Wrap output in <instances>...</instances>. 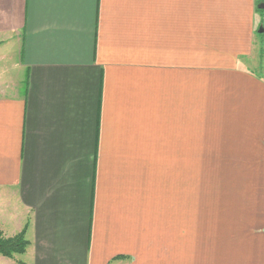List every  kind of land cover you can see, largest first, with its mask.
Returning a JSON list of instances; mask_svg holds the SVG:
<instances>
[{
    "label": "crops",
    "instance_id": "obj_1",
    "mask_svg": "<svg viewBox=\"0 0 264 264\" xmlns=\"http://www.w3.org/2000/svg\"><path fill=\"white\" fill-rule=\"evenodd\" d=\"M263 5L0 0V228L26 264H264Z\"/></svg>",
    "mask_w": 264,
    "mask_h": 264
},
{
    "label": "trees",
    "instance_id": "obj_2",
    "mask_svg": "<svg viewBox=\"0 0 264 264\" xmlns=\"http://www.w3.org/2000/svg\"><path fill=\"white\" fill-rule=\"evenodd\" d=\"M261 11V10H260ZM28 246V241L24 237V231L13 236H4L0 231V254L12 257L13 254H23Z\"/></svg>",
    "mask_w": 264,
    "mask_h": 264
},
{
    "label": "rangeland",
    "instance_id": "obj_3",
    "mask_svg": "<svg viewBox=\"0 0 264 264\" xmlns=\"http://www.w3.org/2000/svg\"><path fill=\"white\" fill-rule=\"evenodd\" d=\"M258 13H261L259 9H257ZM2 232V229L0 228ZM3 233V232H2ZM19 233V232H18ZM4 234V233H3ZM17 234V233H16ZM14 234V235H16ZM4 236H13V235H5ZM23 254H13L12 257H6L0 254V264H26L24 258L22 257Z\"/></svg>",
    "mask_w": 264,
    "mask_h": 264
},
{
    "label": "water",
    "instance_id": "obj_4",
    "mask_svg": "<svg viewBox=\"0 0 264 264\" xmlns=\"http://www.w3.org/2000/svg\"><path fill=\"white\" fill-rule=\"evenodd\" d=\"M262 8H264V5H263V7H260L259 9H262ZM262 31H263V30H261V29L259 30V32H262Z\"/></svg>",
    "mask_w": 264,
    "mask_h": 264
}]
</instances>
